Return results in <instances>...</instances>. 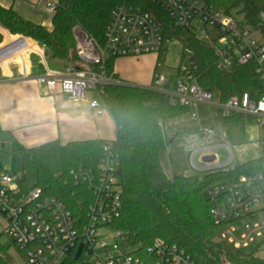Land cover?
<instances>
[{
  "label": "built area",
  "instance_id": "1",
  "mask_svg": "<svg viewBox=\"0 0 264 264\" xmlns=\"http://www.w3.org/2000/svg\"><path fill=\"white\" fill-rule=\"evenodd\" d=\"M57 3L49 1L47 8L55 12ZM145 3L164 12L175 27L192 30L213 46L217 53L214 63L217 69L231 70L253 62L264 83L262 29L248 25L243 16L227 14L204 0H127L112 10L102 44L77 28L79 63H68L63 71L46 67L34 77L22 59L24 53L34 49V41L9 33L0 42V68L19 65L22 79L34 78L50 95L89 100L90 106L101 113L106 106L98 87L115 81L103 68L106 60L158 54L163 49L167 38L164 22ZM46 51L45 45H41L44 59ZM192 67V70L178 71L173 89H170L165 71L155 76L157 86L151 88L166 93L171 105L189 108L198 104L215 105L223 117L244 114L254 117L264 128V94L254 99L245 92L218 100L211 90L199 84ZM227 137L225 128L211 126L187 133L184 147L192 155L201 148L208 153L212 144L229 147ZM113 146L114 140L105 142L97 171L78 169L72 172L74 181L86 185L94 197L84 223L77 221L60 199L45 196L39 187L24 192L18 183L22 174L8 170L0 173V215L6 219L8 237L23 250L27 264H63L71 254L76 256L80 244L82 250L75 259L81 264H196L187 251L162 239L155 240L144 250L131 248L123 242L122 233L112 226L121 215L122 192ZM208 197L215 223H227L220 238L235 248L254 245L264 259V170L216 184L209 188Z\"/></svg>",
  "mask_w": 264,
  "mask_h": 264
},
{
  "label": "trees",
  "instance_id": "2",
  "mask_svg": "<svg viewBox=\"0 0 264 264\" xmlns=\"http://www.w3.org/2000/svg\"><path fill=\"white\" fill-rule=\"evenodd\" d=\"M204 1L227 14L243 16L248 25L261 28L264 33V0ZM125 2L127 0H58L51 30L0 4V25L11 34L30 37L45 45L49 60L79 63L75 30L80 28L102 44L112 10ZM145 4L164 22V34L175 37L191 52L199 84L211 90L215 98L223 101L248 92L258 99L264 94V83L253 62L231 70L217 69L214 64L217 53L213 46L194 31L175 27L156 6ZM2 39L0 34V42ZM114 60H106L103 67L112 78H116ZM91 67L100 69L98 65ZM98 91L116 123L113 153L118 161L122 192L121 215L112 226L122 233L123 242L131 248L144 250L155 240L162 239L187 251L196 264H264L254 245L235 248L220 238L227 223H215L208 197L209 188L216 184L264 170V135L260 139L262 154L256 158L203 170L199 174L168 177L160 161V153L171 140L166 123L182 116L189 107L171 105L166 93L127 82L105 83ZM247 118L244 114L224 117L227 134L233 138V143L244 142ZM235 132L241 134L239 139L234 136ZM105 142L92 139L62 144L53 140L34 147L21 145L16 152L22 171L18 183L24 192L39 187L45 196L60 199L74 218L84 223L94 197L86 185L74 181L72 172L78 169L97 171ZM3 170L0 161V173ZM29 174L36 177L32 187L28 183ZM3 236L0 232V264H13L10 248L14 247L23 255L24 252ZM63 264L81 262L71 254Z\"/></svg>",
  "mask_w": 264,
  "mask_h": 264
},
{
  "label": "crops",
  "instance_id": "3",
  "mask_svg": "<svg viewBox=\"0 0 264 264\" xmlns=\"http://www.w3.org/2000/svg\"><path fill=\"white\" fill-rule=\"evenodd\" d=\"M49 1L58 2V0H0V4L6 8H13L23 18L51 30L54 12L47 8ZM9 33L0 25L2 37H6ZM30 39L35 43L34 49L24 53L22 59L29 66L32 77L44 72L46 67L57 71L65 69L67 64L64 61L49 60V55H45L44 59L40 53L41 45L36 40ZM160 54L150 53L115 58L113 71L116 78H113L114 82L154 87ZM19 70V65L15 64H8L0 68V132L2 133L0 141L2 147H6L7 144L10 146L17 144L18 148L21 145L34 147L53 140H59L62 144H66L71 141L116 139V123L107 108L98 113L90 106L89 100H75L60 94L50 95L34 78L22 79ZM200 105H205L208 110L211 107L218 108L215 105L207 104H198L189 108L183 114L184 116H180L181 120L188 125L184 126V128L187 127L185 132L182 131L181 125H179V129H174L176 118L166 123L168 136L171 138L168 146L170 157L167 160V147L160 153V161L168 177L177 174L189 175V173L183 174L175 169L176 164H174L175 160L171 153L175 152L181 157L179 146H181V150L183 148L192 166L197 170H210L231 164L220 163L216 159L210 158V150L230 148V146L227 147L221 143L210 145L208 153H204V148L199 149L194 155L186 151L184 136L189 132L199 130L203 125L199 116ZM218 109L220 110V108ZM221 116L219 126L227 131V124L222 112ZM209 118L212 126H215L210 113ZM180 137H183V142L175 147L172 146V142ZM200 153L202 154V163L197 165L195 157Z\"/></svg>",
  "mask_w": 264,
  "mask_h": 264
},
{
  "label": "rangeland",
  "instance_id": "4",
  "mask_svg": "<svg viewBox=\"0 0 264 264\" xmlns=\"http://www.w3.org/2000/svg\"><path fill=\"white\" fill-rule=\"evenodd\" d=\"M160 57L158 58V69L155 73V76L160 74L162 71H165V77L170 79V89L174 88V85L177 80L178 71L184 72V70H192V65L190 62L191 52L186 48V46L178 41L175 37L167 35V38L164 42L163 49L160 52ZM154 86H157L156 80L154 81ZM209 113L213 116V122L216 127H220L221 120V111L216 107H211L209 110L205 105H200L199 116L203 125L199 129H206L212 126L211 120L209 118ZM184 116V115H183ZM175 120L177 122H175ZM174 122L176 123L174 129H179L181 125L182 131L185 132L187 127L184 128L186 122L182 121L180 117L176 118ZM195 130V129H194ZM2 133L0 132V136ZM264 135V128L260 127L259 123L254 117H248L246 121V132L244 142H234L233 138L229 136L226 138V142L230 148H217L210 150V158L216 159L220 163H231L237 164L248 161L250 159L256 158L261 155V137ZM234 136L236 139H239L241 134L235 132ZM1 138V137H0ZM183 137L177 138L172 142V146H177L179 143L183 142ZM171 147V146H170ZM182 155L181 157L177 153H171L172 158L175 160L176 164L175 169L183 174H199L202 170L195 169L190 159L187 157L185 151L180 149ZM169 147L166 150L167 160H169ZM18 150L17 144L10 146L9 144L6 147H2L0 141V161L3 166V171L15 172L19 175L22 174L21 171V160L19 156L16 155ZM165 152V151H164ZM163 152V153H164ZM195 163L200 165L202 163V154H198L195 157ZM29 186L32 187L36 183V177L34 174L28 175ZM7 222L6 219L0 215V232L4 234V240L9 239L6 233ZM10 252L13 256V264H27L24 258V255L17 251V249L10 248Z\"/></svg>",
  "mask_w": 264,
  "mask_h": 264
},
{
  "label": "water",
  "instance_id": "5",
  "mask_svg": "<svg viewBox=\"0 0 264 264\" xmlns=\"http://www.w3.org/2000/svg\"><path fill=\"white\" fill-rule=\"evenodd\" d=\"M45 55H46V56L49 55V51H48V50L45 52ZM190 62H191V65H192V66L195 65V62H194V58H193V57H191ZM82 246H83V245L80 244L79 247H78V249H77L76 256H75L76 259L79 258L80 252H81V250H82Z\"/></svg>",
  "mask_w": 264,
  "mask_h": 264
}]
</instances>
